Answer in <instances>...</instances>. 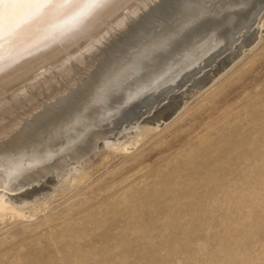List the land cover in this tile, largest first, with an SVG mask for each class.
Masks as SVG:
<instances>
[{"label":"rangeland","instance_id":"rangeland-1","mask_svg":"<svg viewBox=\"0 0 264 264\" xmlns=\"http://www.w3.org/2000/svg\"><path fill=\"white\" fill-rule=\"evenodd\" d=\"M263 30L143 115L132 148L92 150L86 182L0 221V264H264Z\"/></svg>","mask_w":264,"mask_h":264},{"label":"bare ground","instance_id":"bare-ground-1","mask_svg":"<svg viewBox=\"0 0 264 264\" xmlns=\"http://www.w3.org/2000/svg\"><path fill=\"white\" fill-rule=\"evenodd\" d=\"M62 12L0 41V221L26 217L28 202L43 201L65 179L87 181L81 165L92 150L107 147V159L132 148L146 136L134 130L143 115L222 54H243L264 28V0H108L77 24ZM109 124L117 133L101 132Z\"/></svg>","mask_w":264,"mask_h":264},{"label":"snow or ice","instance_id":"snow-or-ice-1","mask_svg":"<svg viewBox=\"0 0 264 264\" xmlns=\"http://www.w3.org/2000/svg\"><path fill=\"white\" fill-rule=\"evenodd\" d=\"M107 3L108 0H27L26 3L0 0V41L15 34L29 21L49 15L52 9H63L59 18L77 24Z\"/></svg>","mask_w":264,"mask_h":264}]
</instances>
